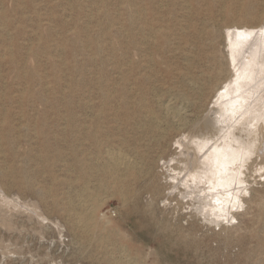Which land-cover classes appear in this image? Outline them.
<instances>
[{
    "label": "rangeland",
    "instance_id": "obj_1",
    "mask_svg": "<svg viewBox=\"0 0 264 264\" xmlns=\"http://www.w3.org/2000/svg\"><path fill=\"white\" fill-rule=\"evenodd\" d=\"M263 13L264 0H0V264H264V41L219 101L227 30L259 31ZM232 136L254 150L238 206L212 215L184 171L195 143ZM96 200L85 232L75 216Z\"/></svg>",
    "mask_w": 264,
    "mask_h": 264
},
{
    "label": "bare ground",
    "instance_id": "obj_2",
    "mask_svg": "<svg viewBox=\"0 0 264 264\" xmlns=\"http://www.w3.org/2000/svg\"><path fill=\"white\" fill-rule=\"evenodd\" d=\"M259 20L262 23H264V13L260 16ZM132 22H133V20H132ZM260 29H258L259 31H256V32H253V30H251V29L250 30H243V29L242 30H240V29L234 30L233 28L232 29L230 28L227 30V38L226 39H228L227 41H228V48H229V61H230L231 66L234 70V72H233L234 80H231L228 84H226V87H225L223 94L219 93V94H221V95H219V101H226V100H228V98L232 97L235 94L236 84H237L240 76L244 75L243 69L245 71L246 65L250 64L253 61L254 55H257L259 45L263 44L264 27L261 26ZM251 39H254V40L251 41ZM242 42H245L247 45L243 46L244 44ZM237 44H241V46L243 48L242 49L243 52H242L240 57L237 56V52L235 50V48L237 47ZM255 65H257V67H259V68H262L261 63H256ZM232 77H230V79ZM262 91H263V94H262L261 98H264V88ZM216 98H218V97H216ZM219 122H220V124H221V122L223 123L221 118H219ZM179 123H180V121H179ZM8 131H9V129H7V132ZM237 137L232 136L229 140H226L223 142L221 141V143L215 145L212 148H210V146H208L210 148L209 149L207 147L209 149L208 151H205V149H207V148L206 147L204 148V146H202V144L197 145L195 143L196 149L200 150L201 156H200V158H198L196 160H194V157H193V159H191V157H192L191 156L189 158L190 161L191 160H194V161L192 163L190 162L189 166L187 165L188 169H186L187 167L185 168V166H184V168L187 170L184 172H187L186 173L187 175H186V181L184 182L183 185L187 189L190 188V189H195V190H199V191L201 190L200 192H202L204 190L205 191L208 190L210 192V193H208V194H210V201H209L210 207L208 208V210L210 211V213L212 215H216L218 213H222V214L226 213L225 215L227 216V213H228V211L231 210V207L238 206V204H239V197L243 191L242 186H244V182H245L242 178L243 174H244L245 165H246L247 161H250L249 158L252 156V152L254 150V147L245 146L244 144L241 143L243 140H240V138H237ZM188 139H189V137H188ZM238 139L240 141H238ZM190 153H192V151ZM198 157H199V154H198ZM108 158H109L108 163H109L110 167L113 169H118L121 167L129 166V164L126 161V158H124L120 154H110L109 153ZM186 164H188V163H186ZM258 168H260V167H258ZM108 169H109V166H108ZM257 171H259V169ZM173 179H174V177H173ZM191 195H193V194H191ZM201 195H202V193H201ZM196 198H197V196H196ZM198 199H199V197H198ZM99 203L100 202H98V200H96V201H93L89 205V207H87V211H89V213H88V216L85 215V218L83 216H80V215L75 216V218H76L75 221L79 222V224L80 223L83 224V226H84L83 230L85 232L89 230L90 226L94 225L93 223L91 225V220L93 217V212L97 209V207L99 206Z\"/></svg>",
    "mask_w": 264,
    "mask_h": 264
}]
</instances>
